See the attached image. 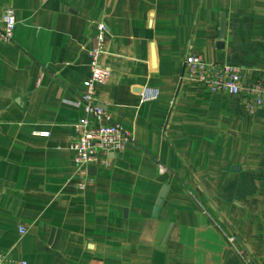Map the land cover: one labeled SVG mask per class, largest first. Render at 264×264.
I'll return each mask as SVG.
<instances>
[{
  "label": "crops",
  "instance_id": "obj_1",
  "mask_svg": "<svg viewBox=\"0 0 264 264\" xmlns=\"http://www.w3.org/2000/svg\"><path fill=\"white\" fill-rule=\"evenodd\" d=\"M6 9L16 25L0 41L1 254L26 264H264V107L250 116L242 98L183 77L185 57L197 56L255 81L264 0H0V19ZM99 22L110 74L95 102L131 141L109 167H90L80 190L68 146Z\"/></svg>",
  "mask_w": 264,
  "mask_h": 264
},
{
  "label": "built area",
  "instance_id": "obj_2",
  "mask_svg": "<svg viewBox=\"0 0 264 264\" xmlns=\"http://www.w3.org/2000/svg\"><path fill=\"white\" fill-rule=\"evenodd\" d=\"M15 25L14 12L6 9L0 19L1 42L9 43L12 40ZM106 34V25L103 22L97 23L92 46L87 51L88 76L82 84L81 99L76 102V106L82 109L84 117L74 125L76 134L71 138L68 146L72 153L76 186L80 190L92 182V177L88 173L90 167H109L110 155L123 152L131 141V135L120 124L112 121L110 114L98 107L95 102V87L104 85L110 74L109 70L100 64ZM184 67L183 77L202 87L207 94L220 93L228 97L242 98L250 116L264 107V71L255 81L245 83L241 68L229 63H207L201 57L186 56ZM145 96L152 98L154 93H146ZM164 172L165 169L160 167V173ZM18 232L24 234L25 229L18 227ZM227 241L232 245L235 242L231 236L227 237ZM239 255L243 259L242 251ZM243 261L244 264H253L246 258ZM0 264H26V262L0 253Z\"/></svg>",
  "mask_w": 264,
  "mask_h": 264
},
{
  "label": "water",
  "instance_id": "obj_3",
  "mask_svg": "<svg viewBox=\"0 0 264 264\" xmlns=\"http://www.w3.org/2000/svg\"><path fill=\"white\" fill-rule=\"evenodd\" d=\"M223 32H224V17L222 16L221 24H220V38H223ZM218 46H221V43H218ZM110 156H112V155H110ZM88 173H89V175H94L95 169L89 168ZM166 190H167L166 187H162V189L158 195V199L156 201V204H155L154 212L157 211L159 205L161 204V200L164 198V196L166 194ZM166 236H167V234H166Z\"/></svg>",
  "mask_w": 264,
  "mask_h": 264
},
{
  "label": "rangeland",
  "instance_id": "obj_4",
  "mask_svg": "<svg viewBox=\"0 0 264 264\" xmlns=\"http://www.w3.org/2000/svg\"><path fill=\"white\" fill-rule=\"evenodd\" d=\"M261 73V72H260ZM257 79V78H256ZM255 79V80H256ZM252 119V118H251ZM254 119V118H253ZM242 144H244V142L242 141ZM229 236H231V237H233L234 238V236H232V235H228V236H225L226 237V239H227V237H229Z\"/></svg>",
  "mask_w": 264,
  "mask_h": 264
}]
</instances>
